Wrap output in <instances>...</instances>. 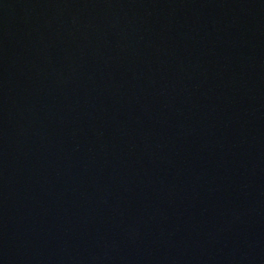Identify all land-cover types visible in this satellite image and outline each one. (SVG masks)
Listing matches in <instances>:
<instances>
[{"label":"water","instance_id":"water-1","mask_svg":"<svg viewBox=\"0 0 264 264\" xmlns=\"http://www.w3.org/2000/svg\"><path fill=\"white\" fill-rule=\"evenodd\" d=\"M0 264H264V0H0Z\"/></svg>","mask_w":264,"mask_h":264}]
</instances>
